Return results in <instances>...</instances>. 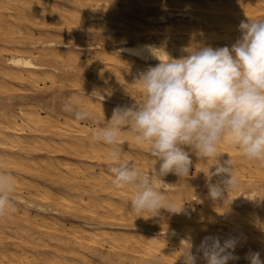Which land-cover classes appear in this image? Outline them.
Masks as SVG:
<instances>
[{
    "label": "bare ground",
    "instance_id": "6f19581e",
    "mask_svg": "<svg viewBox=\"0 0 264 264\" xmlns=\"http://www.w3.org/2000/svg\"><path fill=\"white\" fill-rule=\"evenodd\" d=\"M27 1L28 0H0V42L2 44H6L5 49L0 47V87L5 85L6 81H13L19 84H29L33 88H36L38 84L44 82L46 78H48L49 80V77L47 76H51V73L56 72L54 66L56 65V61L60 57V55L59 53L57 54V52H55L54 45L52 43H29L27 37H23L19 33V31H17L16 25L18 19H22L23 21L27 20V14L25 13L30 11V7H28ZM67 1H71L70 3L74 4L72 3V0ZM85 1L87 3H85L84 5L86 6H82L83 4H80V0H78L81 8L88 7L89 9H94L93 11H95V13L100 12V14L97 13L93 15L94 17L101 18V24H99V21H97L95 22V25H92V27L94 26L95 28L97 23V27L100 29H102V27H99L100 25H105L104 27H106L109 24L111 25V22H113V20H115V24H118L116 20H119L120 18L119 14L121 11L119 12V8H123L124 10L125 8H128L130 6L127 2H125V0H114L113 4H110L112 2L107 4V8H104L103 6L101 9H99L102 11H96V9H98V6L96 4L98 3V1L84 0L83 2ZM127 1L130 3L133 0ZM155 1L156 3L153 1L154 4H158L157 6L163 8H172L176 5L177 7L181 6H178L181 0H173L169 3L167 2V0ZM37 2V0H29L30 4H37ZM102 2H104L105 4V2H108V0H103ZM231 2L233 1L231 0ZM227 4H229V2ZM238 4L240 3L238 2ZM183 5V7H185L186 3ZM188 5H190V3ZM244 5L246 10H248L252 16H255L252 18V20H257L256 14H261V16L258 18L264 19V0H245ZM143 6L144 5H142L141 7ZM133 7L135 8V6ZM138 8H140V6ZM51 9H53V7ZM131 9L133 10V8ZM187 9L185 13H189ZM211 10L218 11L220 10V8H212ZM141 11L146 12L148 10L145 11L143 9ZM92 13L91 16H93ZM131 13L133 12L131 11ZM137 14H139V12ZM231 14L234 15V13ZM231 14L229 16H231ZM88 15L89 14H86V16ZM118 15L119 18L116 19ZM172 15V13H168L166 16L171 17ZM166 16L162 15L158 18L145 17L146 22L143 26L141 25V23H138L139 25L136 23V26L135 23L132 22L134 26H136V28L138 27V31H136H140L139 34L144 38L136 35L137 33H134L136 36L131 35L132 33L130 34L129 32L125 31L127 29L125 27L124 32L118 33V35L120 36L121 34L122 37H125L127 39L132 36L131 43H116L118 44L116 53L106 52L104 53V57L101 59L107 63L106 65H112V69L115 68L125 73L137 75L139 72L146 70L150 66L154 67L160 62L150 53L146 46H152L156 49H162L173 58H179L180 56L185 55L181 50L183 47H185L186 44L178 45L177 43V45H175L174 41H169V43H167V37H162L155 34L156 31L153 28L156 26L154 25L153 27V24L158 23V25L163 24L164 26V24L166 23ZM188 16L189 17L187 18H189V22L200 19L199 17L194 15V13L193 15L191 14ZM235 16H237V14H235ZM222 17H224V15ZM31 18L33 17L31 16ZM220 18L221 17H219V19ZM49 19H51V17H49ZM125 19L126 18L124 15V20ZM82 20L83 19H81V21ZM128 20L124 21L126 25H128ZM121 22L123 23V20ZM228 22L231 21L228 20ZM194 25L195 23L191 26L194 27ZM29 26L31 25L29 24ZM116 26L118 28V25ZM224 26H226V24ZM187 27H189V25ZM192 28H183L182 30L174 29L175 31H170H172L174 34L184 35L183 38L185 37V35H187V37L191 39V37L193 38L192 33H194ZM50 29L52 28L50 27ZM227 29L231 30L229 26L225 30ZM197 30L198 29H196L195 31ZM234 31L235 30H233L232 28V32ZM228 32L231 31L227 30V33ZM66 33L67 32L65 30L64 34ZM101 33L102 32H99L98 35H100ZM14 34H17L18 37H14ZM105 34H107V32H105ZM39 35L41 34L39 33ZM234 35L232 34V36ZM238 36L239 35L237 34V37ZM194 37L197 38V36ZM212 38L214 39L216 37L213 36ZM222 38L223 37H221L220 39ZM209 39H207L208 42ZM49 40L51 41V39ZM198 40H202V38H199ZM183 41L185 40L183 39ZM234 41L232 42L234 43ZM206 43L207 42H205V44ZM58 45L61 49L67 50L70 48L67 44L60 43ZM198 45L199 42L197 46ZM214 45H216V43H214ZM15 48L20 51H16V53L12 54ZM28 48H36L34 49L35 53L42 64L33 63L32 58L24 57L19 54L20 52L26 51L29 55H31L34 50H28ZM79 50L85 51L87 50V48L80 47ZM67 51L70 52L69 50ZM63 52L65 53V51L62 50V53ZM172 52L176 53V55L173 56L171 54ZM3 53L5 55H3ZM115 54H118V56L122 55L125 58L121 59ZM98 58L99 57H97V59ZM160 58L162 60H166L167 56L166 54L160 53ZM53 63H55V65L50 66V64L52 65ZM65 65L66 64H64L63 66L65 67ZM66 66H69V64ZM93 66L91 65L92 68ZM51 67H53L54 69H52ZM129 76L127 78H129ZM132 80L133 79H131V81ZM63 81L61 82L64 83ZM113 81L115 82V80ZM128 81L129 83L131 82L130 78L128 79ZM124 83L126 82L124 81ZM129 83L126 84L128 85ZM7 85L8 84H6V86ZM42 85L44 86V84ZM8 87L10 88V84ZM132 88L133 87H131V89ZM102 91L104 90H98L97 88L96 92L89 93L90 99H82L81 101L77 100L75 112H86L88 116L85 119L93 124L92 128H89L88 124L86 127L82 126L84 125L83 122V124L80 125L79 121H77V119L75 118L72 120L55 115V111L53 110L47 112L42 116L39 115V110L33 108H18L17 110H7V108L4 107L0 108V169H11L17 172V174L19 175L26 174L30 176L40 177V179L44 178V181L45 178L50 179L51 182L55 185H61L65 192L61 195H58V193V196H56L49 188H41L40 190H38L36 187L37 184L34 185L32 183V180L31 183H24L26 182V179L23 182L20 176L19 178L16 175L12 176L15 180V189L12 194V208L10 209L6 217L0 218V264H183L182 254L183 251L188 247L187 242H191L193 246L192 251H195L196 246L200 244L202 240L200 238V235L203 236L205 235V233H203L204 231L202 229H193L195 225L192 224L193 222L189 220L191 218L188 217L191 212L192 214L193 212H195L194 206L198 205L197 201L200 200L198 198L202 193L201 188H199V183L198 181H196V179L190 183V186L195 189V192L189 196V199L187 198L188 201L182 198L179 193H176V191L178 190L176 185L170 184L168 182V176L172 175L175 180H178L179 176L174 173H169L168 175L162 177V180H157V186L159 187L160 191L167 197L165 203L171 202L176 207L182 206V210L177 213L171 212L167 209H160L157 215L152 216V213L144 212L139 214V216L141 217H138V214L131 209L130 202L133 199L134 193L127 188H117L113 185V174L111 172V167L114 164V161L111 159V152L113 151V148L99 142L94 143L93 133L98 128H101L109 123L108 120L113 114V109L118 106L123 107L129 105H127V102L124 101V98V100H117L109 96L110 94L108 96L102 95ZM118 91L119 89L117 90V92ZM114 93L117 94L116 92ZM131 95H133V93ZM27 135L35 136L34 139H39L38 142H40L36 143L35 141V145H27L30 146V149L33 150L32 153L36 152L38 155L50 154L53 156H71L73 158H76L78 161H85L88 165L97 164V173L94 172L93 168L95 166L93 167V165L81 167L78 164H71L70 162V164L61 162V164L59 165L58 163L54 164L50 162L51 160L36 161L35 156L37 154H27V151L24 149L23 144L27 139H25V136ZM31 138L33 140V137ZM28 139L31 140L30 136ZM117 145L123 148L137 146L139 147V149L149 151L146 145L142 146L136 144L132 138L131 133L126 128L121 131L119 140L117 141ZM116 150L120 152L123 159L131 161L134 165L141 168L144 172H149L153 168L154 159L150 160V157L146 155V153L144 154L146 155V158H144L140 155H131L130 153L124 151V149H117L116 147ZM219 151L222 154V161L231 158V160L233 161V168H245L247 170L254 168L257 172L258 170L264 172V166H261L258 162L248 161L247 159H245L242 156L241 151L235 146L224 143L220 145ZM192 154L195 155L194 153ZM147 157L149 158L147 159ZM200 162L202 161L200 160ZM210 163L208 164H210V166H213L214 161L211 160ZM101 165L107 166V169H101ZM194 165L195 162H193L192 160L191 166L198 169V166ZM200 165L202 166V168H206L202 163ZM156 167L158 168L159 164H157ZM202 168H199V170L196 171H192L201 172ZM202 173L206 174L207 171L204 172L202 170ZM253 173L255 175V172ZM22 192H26L27 194H29L28 197H22ZM226 196L227 198L224 200V202L221 200L211 199L208 195V187L206 185L204 189V203H202L201 210L198 213H195L196 219L194 220V222L201 221L207 224L211 228V231L206 230L207 234L209 235H216V229L214 231L213 228L221 227L224 229V234L226 237L225 239L229 237L237 238L239 243L235 249L234 255L239 257V259L230 260L228 264H244L246 262L248 263L250 261L247 260L245 256L249 251H254L252 249V244H255L254 247H256L257 243L264 242V184L262 183L260 185L259 183L250 180L238 182L237 186L234 189L229 190ZM185 200L188 203V206H184ZM215 202H217L216 204L223 206L225 209L218 208L215 205L216 208L210 211L209 207L212 208ZM23 208L27 210H33L34 212H36L37 216L53 215L60 217L64 215L67 216L69 215L68 213L73 212L75 213V215L72 217L80 220V222L83 224V228L74 226L72 228H66L68 226H65L59 219L44 221L42 219H39L40 217H37L38 219L35 218L36 216L31 217V215L27 213L28 211H24ZM61 208H64L66 213L60 212L59 209ZM83 214L87 215V221L83 219ZM144 234L150 236L144 237ZM157 236H161L163 237V239L157 238ZM53 244H55L56 246H54ZM196 264H207V261L203 258L202 254L200 256L197 255Z\"/></svg>",
    "mask_w": 264,
    "mask_h": 264
},
{
    "label": "clouds",
    "instance_id": "9594fccd",
    "mask_svg": "<svg viewBox=\"0 0 264 264\" xmlns=\"http://www.w3.org/2000/svg\"><path fill=\"white\" fill-rule=\"evenodd\" d=\"M240 37L231 47L185 46L179 58L164 50L146 46L160 62L138 73L134 82L142 100L133 106L116 107L105 126L93 133V142L111 146L112 183L134 193L131 209L138 214L154 215L160 209L180 212L157 186V180L174 173L180 178L190 175V153L212 159L205 174L208 195L224 200L238 184L231 158L221 160V144L237 147L248 161L264 166V19L241 21ZM160 53L166 54L162 60ZM71 112V107H66ZM75 112V118H87ZM127 129L138 145H146L154 159L153 168L144 172L116 150L122 130ZM159 164L157 168L156 165ZM214 168V170H212ZM213 178L216 182L213 183ZM15 180L0 171V218L12 208ZM235 237L221 239L205 236L192 251L191 242L183 251V264H196L202 254L207 264H228L239 259ZM250 264H264L260 252L249 251Z\"/></svg>",
    "mask_w": 264,
    "mask_h": 264
},
{
    "label": "rangeland",
    "instance_id": "374dc122",
    "mask_svg": "<svg viewBox=\"0 0 264 264\" xmlns=\"http://www.w3.org/2000/svg\"><path fill=\"white\" fill-rule=\"evenodd\" d=\"M37 1H38L37 4H30L29 0L27 1V5H28V7H30V11L25 13V14H27V17H26L27 20L23 21L22 19L21 20L18 19L17 25H16L17 26V31H19V33L23 37L26 36L29 43H36V44H38V43L39 44H41V43H52L54 45L55 52H57V54L59 53L60 57L56 61L58 64L56 63V65H55V63H53L52 65L50 64V66H54L55 65L54 68L56 69V72H54V73L50 72L51 76H47V77H49V80H48V78H46V80L44 82H42V83H39L36 88H33L29 84H23V83L19 84L17 82H13V81H6L5 85L0 87V108L4 107V108H7V110L8 109L17 110L18 108H22V109L33 108V109L39 110L38 113H40L39 115H42V116L45 115L47 112H50L51 110H53V111H55V115H58L60 117H64V118H67V119H72V120L75 118L74 117V113L76 111L75 108L77 106V100L81 101L82 99L83 100L84 99H90V97H89L90 94L89 93L96 92L97 88H98V90L99 89L104 90V91L101 92L102 95H107L108 96L110 94L109 96H111V97H113V98H115L117 100H124L125 99L124 101H126L127 105H129V106H133L136 102L139 103L141 101V99H142L141 91L137 87V84L134 82V80H135V78L137 77L138 74L134 75V74H129V73L122 72L119 69H115V68L112 69V65H110V64L106 65L107 63L104 62V60L101 59V58L104 57V53H106V52L116 53L117 47H118L117 46L118 44H116V43H121V44H130L131 43L132 36L129 39H127L125 37H122L121 34H120V36L118 35V33L124 32V30H125L124 28L125 27L127 28L125 31L129 32L130 34L132 33L131 35H135L137 33L136 35H138L139 37L144 38L143 36H141L139 34L140 31L137 32L138 31V29H137L138 27L136 28V26H137L136 23L137 24L141 23V25L143 26L145 24V22H146L145 17L158 18L159 16H162V15L166 16L168 13H172L173 15L171 17H167L166 16V23L164 24L165 27L163 26V24H161V25L160 24L158 25V23H154L153 24V27L155 25L158 28V29L156 27L153 28L156 31L155 34L156 35H160L162 37H167L168 38L167 43H169V41L170 42L174 41L175 45H177V43H178V45L179 44L180 45H185L186 44L188 46L191 45V46H196V47H198V46L199 47L200 46H211L213 48H216L218 46L219 47H223V46H227V45H228V47H230L231 43L233 44L232 41L235 40L234 41V43H235L237 38H239L240 35H241L240 34V30L237 29V28H239V25H240L241 21L247 22L248 20H252V18L255 17V16H252L249 13L248 10H246L245 5H244L245 0H232L233 2H231V0H224V1L223 0H188V1L187 0H181L180 4L178 5V6L181 5L180 6L181 8L177 7V5L172 7V8L171 7L170 8H163V7L157 6L158 4H154L153 1L156 3L155 0H138V1L137 0H133L130 3L127 0H125V2H127L131 7L129 6L128 8H125L127 12L125 11V9L123 10V8H119L120 10L118 9L119 12L121 11L120 14H119L120 18H119V15L116 18V19L119 18V20H116L118 24H115V20H113V22H111V25L113 27L110 24L106 26L108 28L104 27L105 25L104 26L100 25L99 27H102V29H100V28L97 27V23H96L95 28H94V26L92 27V25H95V22H97V21H99L98 23L101 24V22H100L101 18L94 17V15H93V14H97V13L100 14V12L95 13V11H93L94 9H89L88 7H84L85 9L83 7L81 8L80 4H83L82 6H86L84 4L87 3V2L86 1L83 2L84 0H80V2H79L80 4L78 3V0H72V3H74V4H71L70 3L71 1H67V0H65L66 2L64 0H44V1L43 0H37ZM96 1H98V3H96L97 6H98V9H96V11L101 9L103 6H104V8H107L106 6L110 2H112L110 4L114 3V0L113 1L112 0H108V2H105V4H104V2H102L103 0H96ZM172 1L173 0H169V1L167 0L168 3L172 2ZM188 2L190 3V5H188L189 4ZM221 2L224 3V4H222ZM228 2H229V4H227ZM238 2L240 4H238ZM68 3H70V4H68ZM185 3H186V5H185V7H183L184 6L183 4H185ZM195 4H196V6H195ZM17 5H18V3H17ZM48 5H50V6H48ZM142 5H144V6L141 7ZM151 5H152V7H151ZM231 5H233V6H231ZM51 6L53 7V9H51L52 8ZM60 6H61V8H60ZM133 6H135V8ZM139 6H140V8H138ZM175 7H177V8H175ZM189 7L191 8V10H190ZM131 8H133V10ZM212 8H220V10L213 11V10H211ZM143 9L145 11L146 10H148V11H146V12L141 11ZM186 9L189 11V13L190 12L191 13L190 14L188 12L185 13ZM196 9H198L199 11L196 10ZM203 9H205V10H203ZM130 10L133 13H131ZM71 11H72V13H71ZM99 11H102V10H99ZM182 11H183V13H182ZM201 11H203V12H201ZM138 12H139V14H137ZM207 12H209V13H207ZM91 13H92L93 16H91ZM193 13H194V15L199 17L202 21L199 19L200 21L199 20H193V21L189 22L190 20L187 17H189L188 15H191V14L193 15ZM231 13H234V15L231 14ZM29 14L33 18H31V16ZM53 14H55V15H53ZM86 14H89V15L86 16ZM230 14H231L232 17L229 16ZM235 14H237L238 17L235 16ZM124 15H125V18H126L125 20H124ZM223 15H224V17H222ZM216 16H217L218 19L216 18ZM225 16H227V17L229 16V17L227 18ZM260 16H261V14H256L257 20H259L258 17H260ZM49 17H51V19H49ZM87 17H89V18H87ZM219 17H221L220 18L221 20L219 19ZM241 17H242V19H241ZM34 18H35V20H34ZM222 18H223V20H222ZM263 18H264V16H263ZM81 19H83L84 21L82 20L83 21L82 22ZM227 19L229 21H231L232 23L228 22ZM122 20H123V23L121 22ZM127 20H128V22H127L128 25H126V23L124 22V21H127ZM90 21H92V22H90ZM234 21H236V22H234ZM61 22L64 23V24H62ZM132 22H134L136 26H134V24ZM187 22H189V23H187ZM205 22H207L208 24L205 23ZM90 23H92V24H90ZM130 23L133 24V25H131ZM194 23H195L194 27L191 26ZM215 23H216V25H215ZM237 23H239V24H237ZM29 24L31 26H29ZM225 24H226V26H224ZM85 25H87V26H85ZM116 25H118V28H117ZM188 25H189V27L191 26L190 28L193 27L192 30H193L194 33H192L193 34V38L191 37V39L188 38L187 35H185V37L183 38L184 35L174 34L172 32V31L179 30V29L182 30L183 28L184 29H190L189 27H187ZM200 25H202V26H200ZM228 26H229V28H231V30H229V29H227V30L231 31V32L227 33V30H225V29L228 28ZM50 27L52 29H50ZM174 27H176V28H174ZM58 28H62V29H58ZM163 28H165V29H163ZM232 28H233V30H235L234 32H232ZM69 29H70V31H69ZM196 29H198V30L200 29V30L199 31L198 30L195 31ZM65 30L67 32L66 34H64ZM74 30H75V32H74ZM170 30H172V31H170ZM29 32H31V33H29ZM99 32H102V33L100 35H98ZM105 32H107V34H105ZM167 32H169V33H167ZM39 33L41 35H39ZM232 34L233 35L235 34V35L232 36ZM237 34L239 35L238 37H237ZM77 35H79V36H77ZM108 35H110V36H108ZM212 35L215 36L216 38L213 39ZM16 36L18 37L17 34H14V37H16ZM44 36L45 37L47 36L46 39H45ZM194 36H197V38H195ZM54 37H55V39H54ZM221 37H223V38L220 39ZM180 38H181L182 41H183V39L185 41L182 42L180 40ZM199 38L200 39L202 38V40L203 39L204 40L203 41L202 40H198ZM234 38H236V39H234ZM49 39H51V41ZM192 39H194V40H192ZM195 39H197V40H195ZM207 39H209V42L207 41ZM211 39H213V40H211ZM227 39H230V40H227ZM29 40H31V41L34 40V41L31 42ZM69 41H70V43H69ZM180 41H181V43H180ZM197 41L199 42L198 46H197V44H198ZM205 42H207L208 44L207 43L205 44ZM60 43L69 45L70 48L67 49V50H69L70 52H68L65 49H61L60 46L58 45ZM214 43H216V45H218V46L214 45ZM0 45H1L0 46L1 48L5 49V47H6L5 45L6 44H2L0 42ZM80 47H86L87 50H85V51L79 50ZM34 49H36V48H33V49L32 48H28V50H34ZM57 50H59V51H57ZM62 50L65 51V53L63 52L64 54L62 53ZM16 51H20V50L15 48V50H13L12 54L16 53ZM34 53H35V50L33 51V53L31 55H29L26 51L25 52H20L19 54L24 56V57L32 58L33 63H38V64L41 63L42 64L40 59H38L36 53L35 54ZM66 53H67V55H66ZM171 54L173 56L176 55V53H174V52H172ZM184 54L186 55V53H184ZM3 55H5V54L3 53ZM115 55L118 56V54H115ZM97 57H99V58L97 59ZM118 57L121 58V59L125 58L122 55H119ZM64 64H66V65L69 64V66L65 65V67H64L63 66ZM71 64L72 65L75 64V65L72 66ZM104 64H105V66H104ZM91 65L92 66L94 65L93 68L91 67ZM56 66H57V68H56ZM60 66H62V67H60ZM70 66H72L73 68L70 67ZM51 68L54 69L53 67H51ZM51 71H53V70H51ZM65 71H66V73H65ZM98 76H99V78H98ZM128 76L130 78V81H131V79H133L130 82L132 84L129 83V81H128L129 78H127ZM95 80H96V82H95ZM113 80H115V82ZM54 81H55V83H54ZM61 81H63L64 83H62ZM89 81H91V82H89ZM124 81L126 83H129V84L127 85L126 83H124ZM92 82H94V83H92ZM97 83H98V85H97ZM6 84H8V85L6 86ZM9 84H10V88L8 87ZM42 84H44V86ZM40 85H42V86H40ZM12 86L13 87L15 86V87L13 88ZM130 86L133 87V88L131 89ZM108 89H109V91H108ZM111 89H114L115 91L111 90ZM116 89L117 90L119 89V91L117 92ZM105 90H107V91H105ZM125 90H126V95H125ZM127 90H129V91H127ZM135 90H136V92H135ZM121 91H123V92H121ZM114 92H116L117 94H115ZM131 92L133 93V95H131L132 94ZM132 96H134V97H132ZM137 98H140V99H137ZM28 105H30V106H28ZM66 107H71L72 111L71 112L66 111ZM77 121H79L80 125H82L84 123V125H82L84 127H86L87 124H88L89 128L93 127V124H91L90 121H88L86 119H82V120H78L77 119ZM29 136H30L31 140L28 139ZM31 137H33V140H32ZM34 138H35V136H33V135L25 136L26 140L24 141L25 143L23 144V146H24V149L27 151V154H30V155L37 154L36 152L32 153L33 150L30 149L31 144L35 145V141H36V143H40V142H38L39 139H34ZM27 145H30V146H27ZM134 147L132 146V147H124L123 148V147L117 145V149H124V151L130 153L131 155H137V156L140 155V156H142L144 158H146V155H148L150 158L147 157V159L148 158L150 160L153 159V158H151V156L149 154V151H146L144 149H139V147H137V146H134ZM135 149H137V150H135ZM145 153H146V155H144ZM43 158H45V159H43ZM61 158L62 159L64 158V159L62 160ZM190 158H192L193 162H195V165L198 166V169L197 168H193L191 166L190 175L187 178H180L179 177L178 180H175L174 177L172 175H170V176L167 177V179H168V182L170 184L176 185V187L178 189L176 191V193H179L181 195V197L186 199V200H187V198L189 199V196L192 195L195 192V189L190 186V183L193 180H195V179H196V181H198L199 188H201L202 193L200 194L201 196H199V198H198V199H200V200L197 201L198 205L194 206L195 212H193V214L191 212L189 214V216H188L191 219H189V218L188 219L191 222H193L192 224L195 225V227H193V229H202L204 231L203 233H205V235L202 236V235L199 234L200 238L203 239L205 236L209 235V234H207V231H211V228L207 224H205V223H203L201 221L194 222V220L196 219V216H195L196 214L195 213H198L201 210L202 203H204L203 202L204 201V189H205V187L207 185L205 174L202 173V170L204 172L205 171L208 172V170L212 167V166H210V164H211L210 161L212 159H207V160L201 159L198 156L193 155L192 153H190ZM198 158L202 162H200V160ZM35 159H36V161H38V160L39 161H43V160L50 161L51 160L50 162H52L54 164L58 163L59 165L61 164V162L62 163H66V164H70V163L74 164L75 163V164H78L81 167L90 166V165L92 166L93 165V167L95 166L93 168L94 172L97 173V170H98V169H96L98 167L97 164H89L88 165L85 161H78L76 158H73L71 156H65V155H63V156H53V155H50V154H39V155L37 154L35 156ZM67 160H70V161H67ZM199 163L200 164L202 163L206 168H202V166ZM208 163H210V164H208ZM100 167L103 170L107 169L106 168L107 166H105V165H101ZM199 168L200 169L202 168L201 172L192 171V170H195V171L199 170ZM212 170H214V168ZM0 171H3V172L8 173V174H11L12 176L16 175V176H18V178L20 176L23 182L26 179L25 180L26 182H24V183H31L33 181L32 183L34 185L37 184L36 187H37L38 190H40L41 188H49V189H51L53 191V193L56 196L61 195L62 193H65L64 189L62 188L61 185H58V186H57V184L55 185L54 183L51 182L50 179H46L45 178V181H44L43 180L44 178L40 179V177L30 176V175H26V174H20L19 175V174H17V172H15L14 170H11V169L10 170H8V169H6V170L0 169ZM233 171L235 172V174H236V176L238 178V182L249 181L250 180V181H254L256 183H259L260 185L262 183L264 184V172L263 171L258 170V172H257L256 169H254V168H251L249 170H247L245 168H242V169L233 168ZM240 171H242V172H240ZM253 172H255V175H254ZM201 176H203V177H201ZM22 177H24V178H22ZM35 182H37V183H35ZM212 182L215 183L216 182V178H213ZM21 195H22V197L27 198L29 194H27L26 192H22ZM186 200H185L184 206H188V203L186 202ZM263 202H264V200H263ZM216 203L217 202H215L213 204L212 208L209 207L210 211H212L216 207L221 208V209H225L223 206H221L219 204H216ZM215 205H216V207H215ZM23 209H24V211H28L27 213H29L31 215V217H35V216H36L35 218H37V217L39 218L40 217L39 219H42L44 221H46V220L50 221V220L59 219V220H61V222L65 226H68L66 228H70V227L72 228L73 226L74 227H80V228L82 227L83 228V224L80 222V220H77L76 218L72 217V216L75 215V213H73V212L68 213L69 215H67V216L64 215V216H60V217L59 216H53V215L37 216L36 212H34L33 210H27L25 208H23ZM59 211L62 212V213H66L64 208L59 209ZM82 216H83L84 220H86V221L88 220L87 215L83 214ZM220 228L221 227H214L213 230L215 231V229H216V231H215L216 235H219L221 237V239L223 240L226 237H225V234H224V229L223 228L220 229ZM86 230H89V229H86ZM126 232H128V231H126ZM143 236L146 237V236H150V235L144 234ZM157 238H162L163 239V237H161V236H157ZM53 245L56 246L55 244H53ZM254 245L252 244V246H253L252 249L254 251L260 252L261 260H264V242L257 243L256 247H254ZM193 252L196 253V250L193 251ZM197 255L200 256L201 254L198 253ZM248 263H250V262H248ZM248 263L246 262L244 264H248Z\"/></svg>",
    "mask_w": 264,
    "mask_h": 264
}]
</instances>
